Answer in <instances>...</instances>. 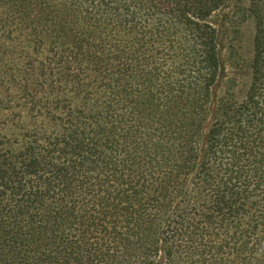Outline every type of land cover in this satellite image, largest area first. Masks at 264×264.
<instances>
[{"label":"trees","instance_id":"1","mask_svg":"<svg viewBox=\"0 0 264 264\" xmlns=\"http://www.w3.org/2000/svg\"><path fill=\"white\" fill-rule=\"evenodd\" d=\"M228 1L63 0V19L54 0H0V264H264V0L233 15L255 25L247 94L213 108ZM93 34L115 78L79 119L59 104L50 132L19 78L62 61L87 88ZM134 89L166 110L115 101ZM98 134L148 152L119 160Z\"/></svg>","mask_w":264,"mask_h":264},{"label":"rangeland","instance_id":"2","mask_svg":"<svg viewBox=\"0 0 264 264\" xmlns=\"http://www.w3.org/2000/svg\"><path fill=\"white\" fill-rule=\"evenodd\" d=\"M54 3L57 8L56 17L67 19L61 6L63 0H54ZM238 6L246 7L247 1L229 0L226 8L214 16V22L219 31L218 41L221 47L223 68L219 83L215 88L213 108L223 99L235 100L236 102L242 101L251 82L250 65L253 59L255 25L252 20H248L241 27L237 26L233 15ZM29 22L31 23L27 24V27L30 33L37 26L40 30L50 26L45 20L41 23H38V21L32 22L31 20ZM90 44L86 63L88 69L86 78H89L87 88L77 87L73 79L67 78V66L62 61L52 62L51 67L54 71L47 82L43 80L41 71L37 68L24 72L19 78L16 92L20 94L21 101L31 105V107H39L43 110L42 115L45 117L43 122L50 132L58 131L55 116L59 115L57 112L59 104L62 107H70L73 110L72 115L74 118L79 119L82 114L88 112L90 93H96L97 85L101 82L109 83L110 79L115 78L118 69L113 57L110 55L111 49L106 41L100 39L99 35H95ZM46 71L47 73L50 72L48 69ZM26 87H29V89L26 90ZM61 89L64 90L63 94L60 93ZM128 95L116 94L115 101L119 102L121 106H127L129 111L133 108L132 105H129V101H138L153 109L156 106H162V109L166 110L167 103L165 105L163 102L152 100L148 93L143 90L134 89L129 91ZM134 119L140 120L138 116H135ZM124 127L126 128V125ZM136 135L139 140L144 141V136L140 130ZM107 138L113 143L109 147L105 146L108 143ZM97 140L101 150L113 151V153L111 152L112 156L117 157L119 160L126 157L127 153H132L139 165L148 152L138 148V146H134L137 150H134L133 146L128 151L122 150V147L126 144L129 145L131 142L121 140L119 134L109 137L98 134ZM105 147L108 149L106 150Z\"/></svg>","mask_w":264,"mask_h":264}]
</instances>
